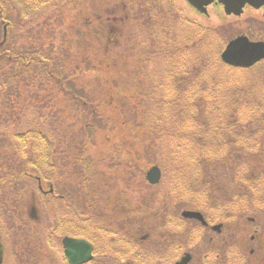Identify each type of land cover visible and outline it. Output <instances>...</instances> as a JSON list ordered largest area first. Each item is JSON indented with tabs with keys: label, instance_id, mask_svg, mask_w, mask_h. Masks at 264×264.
<instances>
[{
	"label": "rangeland",
	"instance_id": "1",
	"mask_svg": "<svg viewBox=\"0 0 264 264\" xmlns=\"http://www.w3.org/2000/svg\"><path fill=\"white\" fill-rule=\"evenodd\" d=\"M157 1L166 9L170 5L165 0ZM16 4L12 1L9 7L10 16L16 17L17 31L22 35L14 33L12 40L17 44L25 41L28 48L30 46L38 48L41 40H35L33 33L38 34L39 29L36 28L40 22L35 20L36 16L25 19L20 14L16 15L19 9ZM184 5L187 6L185 3ZM213 5L209 7L207 16L199 15L194 9L189 10V7L185 11L191 19L199 22L207 20V25L216 26L220 30L222 42L223 39L224 42L231 39L234 36L232 33H241L244 30L242 23L238 20L229 18L223 22L222 19L226 16L223 8L220 5ZM263 12L264 9L257 14L262 16ZM158 18L162 21L161 16ZM69 26L72 30L70 34L77 38L80 29L77 31L76 27L74 28L76 25L73 21H70ZM166 26L169 27L168 24ZM132 28L128 26L123 29L124 36L130 43L133 36ZM6 29L8 34V28ZM0 31L4 30L0 27ZM26 31L29 32L24 35ZM65 31L68 33V24L59 26L58 37L54 36L55 34L51 35V32V36L46 39L47 32L45 31V38L42 40L50 44L52 48L60 47L66 41L59 39L66 36ZM261 33L262 31H258V36H261L259 35ZM149 36L151 37L150 34L141 32L136 39L140 41L139 46L152 43ZM79 37L82 36L79 34ZM129 42L127 44H130ZM85 52L88 53L87 50ZM210 52L213 54V49ZM126 56H131V53L127 52ZM218 56H220L219 53ZM123 60L125 62V59ZM90 61L96 62L94 57H91ZM217 62L218 57L210 60L208 64L204 62V70L214 71L217 69V66L214 67ZM151 63H148L149 69ZM1 66L3 71H1ZM11 68L12 64L8 58L3 61L0 58V203L3 210L11 209L4 216L3 223L6 230L12 232L11 236H15V243H11L10 251L6 253L9 256L8 264H67L58 251V247L54 245V248H50V245L56 242L47 241L51 239V235L58 236L60 233H42L43 229H50L51 225L56 226L61 222L79 225L82 230L86 229V231H90L93 223L96 224L95 228L100 234L97 236V249L92 255L93 257L97 255V264H125L126 261L134 264L135 262L162 264L160 257L166 264H178L186 256H190L187 263L190 264L193 255L185 252L186 250H193L194 264H200L211 246L205 242L203 234L198 233L202 229H199L194 221L186 220L182 216L184 210H192L195 205L204 208L213 217L215 230L222 229L225 225V233H228V236L230 233H236L234 241L231 242V244L235 243V249L231 247L229 252L223 251V255L218 254L217 257L210 258L209 262L204 260L205 264H264V212L255 219L243 218L239 217L237 204L229 206L228 209L222 206L225 202L231 204L232 200L227 199L226 195L232 192L233 183L242 177V173L240 172L239 175L237 171L240 167L237 165L239 159L236 152L226 151L219 161L203 163L201 170L196 172L198 179L192 187L189 176L175 170L172 155L167 154L165 139L159 136L158 139H152L153 133L151 132L147 134V137L144 136L148 144L146 145L143 139L138 140V137L130 135L131 132L123 121L128 118L135 119L138 106L135 104L132 107L131 103L124 98L125 96L118 97L116 104L104 99L107 91H122L124 87L120 85L122 78H114L108 82L107 78L99 77L94 73L79 72L76 84L72 86L75 89H80V86L85 88L88 96L96 99L99 105L100 117L98 119L96 116L91 121L88 110L81 108L64 92L61 98L65 100L64 107L70 112L65 114L64 110L59 107L60 111L57 114L56 107L50 105L48 91L54 89H51L52 86L45 85L48 79L45 71H9ZM219 70L233 71L231 69L222 70V68L217 71ZM235 72L239 74L238 80L235 79L239 84L258 82L257 79H259L264 85V71ZM159 73L166 74V71H159ZM260 87L264 88V86ZM218 88L227 89L226 94L230 93L226 82H222ZM255 90L257 91V88ZM228 97L223 96V100L221 99L223 103ZM212 103L209 101V106ZM219 104L220 102L215 101V108H218ZM140 113L139 122L142 119V110ZM216 117L217 115L213 116V118ZM201 119L209 121L207 115L204 114V117H199L196 123ZM245 120L242 124L248 121ZM87 122H92V127L85 130L84 125ZM24 123H30L33 131L40 130L41 132L43 129L45 131L50 129L56 133L51 139L46 137L50 141L49 150L51 152L47 159L49 162L43 160L42 156L39 158L40 155L45 157L48 151L43 142L42 146L37 149L40 154L34 151L30 153V148L27 147V159L26 148L24 149L18 141L13 139L12 130L17 126L23 128ZM33 123L41 124L42 128ZM28 131L32 130L28 129ZM180 131L185 130L180 129ZM25 132H21L23 138L30 134L28 132L25 134ZM34 142L35 139H28V144L33 143L34 145ZM144 151L147 153L145 152L146 157L143 158ZM163 157L166 159L163 160ZM157 161H161L164 165L162 166L164 182L160 187L152 186L145 177L147 170L155 166L153 163ZM181 161L182 168L178 170L187 171L190 163L186 160ZM26 170L31 172V179H27L30 176L26 177ZM184 180L188 181V185L192 187L191 192ZM48 181L60 183L62 193L64 192L68 197L62 202L58 198L62 193L58 194L55 191V194L44 197L37 195L33 198V204L36 202L35 208H38V216L42 218L41 223L36 224L32 222L34 219L30 220L26 215L25 210L29 204V198H22L20 191L24 192L26 188L29 190L28 187L35 188L41 182ZM94 181L99 186L97 191L91 187ZM12 182L15 184L13 185ZM199 184L200 187L195 188ZM170 185L174 186L171 187L172 193L168 188ZM19 186L20 190L17 189ZM99 189L104 190L100 195L98 194ZM202 195L209 199L205 200ZM141 209H144V214L147 213V216L152 218L148 222L152 226L145 223V230L140 222L139 213L141 212L139 211ZM230 209H236L235 215L226 222L224 214ZM160 224L162 233H168L170 239L167 237L166 240L161 239L162 241L156 242L154 233H160V229L158 230ZM140 228L144 236L149 232L155 237L146 241L144 245L135 244L134 239L138 236L137 230ZM253 234L259 238L256 250L254 247L251 249L249 245ZM219 245L222 247L221 244ZM154 254L160 257H155Z\"/></svg>",
	"mask_w": 264,
	"mask_h": 264
},
{
	"label": "trees",
	"instance_id": "2",
	"mask_svg": "<svg viewBox=\"0 0 264 264\" xmlns=\"http://www.w3.org/2000/svg\"><path fill=\"white\" fill-rule=\"evenodd\" d=\"M12 1L19 6L16 15L20 14L25 19L36 16L35 20L40 22L36 28L39 29L38 34L33 33L35 40H41L38 48H28L25 41L17 44L12 40L14 33L22 35L17 31L16 17L10 16ZM165 1L170 3L167 9L157 0H0V27L2 30L5 25L8 28L6 36L4 31H0V58L2 61L8 58L11 62L9 71H45L48 76L45 85L54 89L48 91L50 105L56 107L57 114L60 108L65 114L70 112L61 98L64 92L81 108L88 110L91 121L96 116L99 119V105L96 99L88 96L85 88L72 86L76 84L79 72L94 73L107 78L108 82L122 78V91H107L103 96L112 104L118 102V97L125 96L132 107L138 106L135 119L123 121L130 135L145 142L144 136L152 132V139H158V136L165 139L167 154L172 155L175 170L189 176L192 187L198 179L196 172L201 170L203 163L219 161L226 151L236 152L240 167L237 171L239 175L242 173V177L233 183L232 192L226 195L232 200L231 204L225 202L222 206L228 209L237 204L239 217L255 219L264 214V88L260 87L264 85L259 79L258 82L239 84L235 81L239 76L235 71H217L230 68L218 56L223 47L220 30L190 19L177 0ZM70 21L76 25L77 31L80 29L79 34L83 38L79 34L77 38L70 34ZM65 24H68V33L65 31L66 36L59 38L66 40L62 46L52 48L42 40L45 31L46 39L54 34L58 37L61 32L58 33L59 26ZM128 26L133 27L131 43L123 31ZM141 32L150 34L152 43L139 46L140 41L136 39ZM212 49L213 54L210 52ZM127 52L131 56H126ZM91 57L95 58V63L90 61ZM217 57L218 62L214 65L217 69L204 70V62L208 64ZM149 62H152L150 69ZM159 71H166V74ZM222 82L227 83L230 93L226 94L227 89L218 88ZM223 96H229L224 103ZM209 101L213 102L210 106ZM215 101L220 102L218 108H215ZM140 110L143 113L141 122ZM204 114L210 122L201 119L196 123ZM214 115L217 117L213 118ZM243 120L247 122L242 124ZM91 123L84 125L85 130L92 127ZM33 124L42 128L39 123ZM39 131L32 129V138L35 139L33 151L38 152L42 142L45 143L48 151L45 157L40 155L39 158L42 156L48 161L51 151L47 138L51 139L56 133L50 129ZM145 152L142 153L143 158L146 157ZM180 160L190 163L187 171L178 170L183 164ZM161 161L153 164L162 167ZM184 182L191 192L188 181ZM198 187L200 184L195 186ZM202 196L206 200L207 197ZM195 206L194 209L202 210ZM235 210L226 212L224 217L227 220L224 221L234 217ZM144 215V223L147 224L152 218L147 213Z\"/></svg>",
	"mask_w": 264,
	"mask_h": 264
},
{
	"label": "flooded vegetation",
	"instance_id": "3",
	"mask_svg": "<svg viewBox=\"0 0 264 264\" xmlns=\"http://www.w3.org/2000/svg\"><path fill=\"white\" fill-rule=\"evenodd\" d=\"M263 9H264V6H262L261 8H255L253 6L247 5L244 8V12L240 16H235V15L227 16V17L231 18V20H238L239 22L242 23L241 26L243 25L242 29H244V30L241 33H232L234 35L233 37L238 36L240 34H246L251 40L264 41V12H263L262 16L260 14H257V12H259L260 10H263ZM243 19H245V20L241 21ZM258 31H262V33L259 34L261 36H258V34H257ZM28 129L32 130L31 124L30 123H24L23 128L17 126L11 132L13 135V139L18 141L24 149L26 148L25 152L27 155V159H28L27 147L30 148L29 149L30 153L33 151V143L28 144V139L32 138V131H28ZM22 131H26L25 134H27V132L30 134L24 136V138H23L21 135ZM44 142H46V141H44ZM27 176H30V178H27V179H31V177H32V174L29 170H26V177ZM14 184L15 183H13V185ZM29 184L32 186L31 182H29ZM59 184L60 183H57L55 181H53V182L52 181L41 182L35 188L28 187L29 190L26 188V190L24 192L20 191L22 198H26V197L29 198V204L26 206L25 212H26L27 217L30 220L34 219L32 222L39 224L42 221V218L40 219V217L38 216V208L37 209L35 208L36 202L33 204V198H35L37 195L44 197V196H48L49 194H52V193L55 194V191H57L58 194L62 193V190L60 189ZM61 184H63V183L61 182ZM91 187H93L97 191V187H99V186L96 185V183L94 181L91 184ZM17 189L20 190V186ZM100 189H103V188H100ZM100 189H99V193H98L99 195L102 194L104 191V190L101 191ZM0 191H1V186H0ZM67 197H68V195H65V193L63 192L58 198L61 199V201L63 202L65 199H67ZM201 209H202L201 211L206 216L207 223L203 224L202 222H200L198 220H192V221L196 222L197 225L202 229L198 233L201 232L203 234L205 242H207V244H209L211 246V248L208 250V252L204 256V260H208V262H209L210 258H214L215 256L217 257L218 254L223 255L224 254L223 251H225V253H226V252H229L231 247L234 248L235 243L231 244V242L234 241L236 233H230L228 236V233H225L226 232L225 225H223L222 229L215 230L213 228V224H215L212 221L213 217H211V215H209L208 212L204 208L201 207ZM7 211H11V209L8 208L6 210H3L2 205L0 203V240H1V242L3 244V248H4V260H3L2 264H8L9 256L6 253L10 251L11 243L12 244L15 243V236L14 237H13V235L11 236L12 232L7 231L5 228V225L3 223L4 216L6 215ZM209 211L211 212V209ZM139 212H141V213H139L141 216V220H140V222L142 224L141 227L145 230L146 227H145V223L143 220L144 209H141ZM95 225L96 224L93 223V226L91 227L90 231H86V229L82 230V227L79 225L75 226V225H69L67 223L64 224V222H61V223L57 224L56 226L51 225L52 227L50 229H46V230L43 229L45 231L42 230V233H60V235H58V236L51 235V239L50 240L47 239V241L56 242L54 244H51L50 248H54V245L56 247H58L59 248L58 251L60 252L61 256H63L64 260L67 262V264H69L68 259L66 257V252H65L66 248H65V244H64V239L66 237L82 238V235H84L83 236L84 239H86L92 243L93 251L95 253V251L97 249V243H98L97 236L100 234L97 232ZM146 225L149 226V223H147ZM161 227H162L161 224L158 225V230L160 229V233H154L156 235V242L162 241L161 239L166 240L167 237L170 239V235L168 236V233H162ZM141 230H142L141 228L137 230L138 236L136 237V239H134L135 244L144 245V243L146 241H148L149 239L151 240L152 237H155L154 235H152V233H149V232L147 234H145V236H144L143 233L141 232ZM100 232H101V230H100ZM123 233H125V231ZM135 244H133V246H135ZM219 244H221L222 247H220ZM249 245H250L251 249L254 247L255 250L258 247L259 238L255 234L251 235ZM219 251H220V253H219ZM185 252L192 253L193 257H192V261L190 262V264H194L195 263L194 251L193 250L192 251L186 250ZM154 255H155V257H157V256L160 257V255H156V254H154ZM96 260H97V255L95 257H93L91 259V261L86 263V264L94 263V262L96 263ZM160 260L162 261V264H166V262L163 260V258L160 257ZM204 260H202L201 263H204ZM125 264H134V263H132V262L129 263V261H126ZM135 264H139V263L135 262Z\"/></svg>",
	"mask_w": 264,
	"mask_h": 264
},
{
	"label": "water",
	"instance_id": "4",
	"mask_svg": "<svg viewBox=\"0 0 264 264\" xmlns=\"http://www.w3.org/2000/svg\"><path fill=\"white\" fill-rule=\"evenodd\" d=\"M214 0H188V2L197 8L202 13H207V6ZM225 6L226 13H235L240 15L243 12V7L249 3L257 8L264 5V0H218ZM225 62L234 66L248 67L255 62L264 58V42H252L247 36H239L229 42L226 49L222 54ZM162 172L159 166H153L147 173V178L152 184L159 183L161 180ZM185 217L198 218L202 222L204 216L199 211L185 210L183 212ZM220 228V226L218 227ZM217 228V229H218ZM219 230V229H218ZM66 248V256L70 264H85L89 262L93 256V245L85 240L78 238L66 237L64 239ZM3 260V245L0 241V264ZM190 256L184 257L178 264H187Z\"/></svg>",
	"mask_w": 264,
	"mask_h": 264
}]
</instances>
